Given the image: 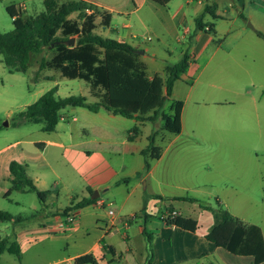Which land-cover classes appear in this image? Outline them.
I'll use <instances>...</instances> for the list:
<instances>
[{
	"label": "rangeland",
	"instance_id": "obj_1",
	"mask_svg": "<svg viewBox=\"0 0 264 264\" xmlns=\"http://www.w3.org/2000/svg\"><path fill=\"white\" fill-rule=\"evenodd\" d=\"M217 3L219 10V0ZM44 10L45 6L42 9L40 7L38 13ZM29 12L34 14L33 11ZM198 14L194 6L187 8V25L156 28L158 36L150 34L151 40H144L149 50H142L146 55L141 56V60L148 64L147 72L150 76H164L166 68L177 65L181 54L185 52H195L196 61L176 84L174 97L167 100L163 109L167 119L145 123L134 145L144 149L148 138L157 133L156 144L148 156L152 166L158 163L154 175L149 178V183L156 190L172 196L188 195L212 207L216 206L218 198L243 225L255 223L264 230V66L259 65L252 70L247 62L244 68H237L231 59L219 58V51L216 55L213 54L214 49L219 47V34L215 37L212 33H207L206 39H196L195 20ZM205 16L207 21L218 24L219 31V20L207 13ZM244 26L246 27L245 24ZM187 27L190 28V33H185ZM11 30L13 23L6 10V2L0 1V32ZM98 32L105 37L117 38L108 29L99 28ZM52 56L50 48L32 54L26 73H11L0 56V150L14 144L0 151V210L27 219L20 224L0 222V235L8 236L23 251L22 261L6 252L0 257V264H50L59 258L81 252L84 250L82 244L88 246L94 238V231L90 229L88 232L86 228L68 239L65 235L70 229L56 238L43 230L34 236L23 234L25 230L39 229L35 216L40 200L35 193L22 192H13L9 199L5 198L10 184L3 182L8 173L2 166L4 158L18 153L16 156H21L19 158L22 159L19 152L24 144L15 142L27 139L42 126L33 123L15 126V115L54 87H58L57 95L63 98L83 96L88 103L97 101L90 94L89 85L84 80L69 79L59 71L41 68V63L50 61ZM261 63L264 64V61ZM189 91L191 97L184 106L185 96ZM251 95L258 96L260 102L257 106L248 97ZM69 110L79 121L61 122L58 132L64 138L67 151L80 150L82 148L72 147L71 144L79 142L80 136L84 139L93 138V134L83 133L82 129L85 125L91 127L93 121L85 118L78 110ZM6 122L8 126L4 125ZM131 123L135 124L131 120H124L122 124H107V128H111L115 140H120L123 128L125 125H132ZM165 126H170L174 131L164 129ZM71 132L74 133L73 140L67 135ZM168 146L169 150L165 152ZM52 149L53 147L47 148L49 165L43 166L44 180L47 187L58 191V203L65 205L71 201L70 196L81 195L83 177L77 176L69 157H62L64 150L58 148L52 152ZM97 150L96 153L110 154V148L104 149L103 145ZM163 153L165 156L160 159ZM82 160L78 159L80 163ZM210 213L201 216L202 227L197 233L187 234L186 245H189V250L198 252L202 257L201 261L208 264H252L250 258L232 255L205 239L213 226L209 225L208 217H212ZM153 221L157 223L158 219ZM179 231L182 230H178V233ZM138 249L142 251V248ZM162 251L164 253V249ZM148 255L150 256L149 252ZM162 258L153 252L150 262L158 264ZM189 258H186L185 264L198 262ZM145 264H148L147 261Z\"/></svg>",
	"mask_w": 264,
	"mask_h": 264
},
{
	"label": "crops",
	"instance_id": "obj_2",
	"mask_svg": "<svg viewBox=\"0 0 264 264\" xmlns=\"http://www.w3.org/2000/svg\"><path fill=\"white\" fill-rule=\"evenodd\" d=\"M0 1L6 2V8L8 6H14L17 13L21 14L23 17L37 14L38 9L40 7L42 9V7L45 6L44 0ZM84 1L93 3L100 9L111 14V23L108 30L117 37L116 40L125 42L133 46L136 50H145L146 52L149 48L144 40H151V35L157 37L159 32L157 33L156 28L163 27L166 29L176 28L177 25L180 24L183 26L187 25L188 18L186 16V10L194 6L199 12L195 20L196 39H206L207 33H212L215 37L219 34V47L214 49L213 54L216 55L219 51V58L231 59L237 68H244L247 62H249V69L252 70L259 65L261 67L264 66V64L261 63L262 60L264 61V0H229L226 2L219 0V10L217 0H169L165 5H161L154 0ZM38 3L40 5H38ZM37 6H39V8H37ZM209 6L214 8L213 12L217 15V18H214L209 14L212 18L219 20V31L218 24L209 22L205 18L206 9ZM29 11H33L34 14ZM203 15L204 24L207 26L205 30H199L196 21ZM211 24H214V32L210 31ZM190 31V28L187 27L185 33H190ZM225 44L227 45L226 47L223 46ZM228 45L230 48H228ZM185 53L181 54L180 60ZM145 55L146 54H140V56L143 57ZM190 55L188 72L196 61L195 52ZM143 63L146 67L148 66L146 62ZM168 68H166V70ZM166 70L163 76L165 78L167 77ZM155 75L160 74L149 75V77L152 78ZM179 81L175 83L171 97H174V94H176V84ZM240 94L243 95L242 93ZM190 97L191 93L189 91L185 96L184 106L187 105ZM248 97L251 102L254 103V106H257V103L260 102L256 95ZM215 104L221 103L215 102ZM71 110H78L80 114L86 116L85 118H89L93 121L90 124L91 127L86 125L82 126L83 133H88L89 135L93 134V138L84 139L80 136L79 142L71 144L72 147L75 146L82 149H71L67 151L66 145L63 142L64 138L58 132L61 122H67L69 120L73 122L79 121L77 116L71 114L73 112L66 109L55 131L44 132L41 126L39 130L30 134L27 139L15 142L17 144H24L19 152V155H22V159L19 158L21 156H16L17 153L8 155L3 160L2 166L8 171L3 178V182L6 185L10 184V188L9 166L13 160H17L27 166L28 175L33 179L40 190L51 191V195L47 201L44 203L40 202L39 210L35 216L39 229L30 231L25 230L23 234L29 233L34 236L36 233L43 230L56 238L60 236L61 233H66L68 230H59L57 226L53 225L52 221L56 218L58 219L67 207L75 206L84 200L92 199L95 200V202L83 208H73L78 211V221L65 236L67 239L71 238L77 235L81 229L86 228L88 232L90 229L94 231L93 240L88 246L82 244L84 250L81 252L65 258H59L58 261L50 264H75V259L77 257L86 254L93 255L97 259L96 264H145L149 258V255L147 256L149 244L146 238V232L151 236L153 252L160 255V258L163 257L158 264H185L186 258L189 257V260H201L202 257L200 254L198 252L193 253L189 250V245H186L187 234L197 233L202 227L200 221L201 216L208 215L210 211L201 208L198 203L174 200L173 198L175 197L185 196L169 195L161 190H156L149 183V178L154 175L158 165L157 163L155 166H152L148 161V156L150 152H152L156 142L148 156L145 157L143 151L149 144V138L148 144L143 149L134 145L141 133L138 136H134L132 133L135 126L139 125L142 129L145 123L141 124L136 119H128L120 115H115L105 109H101L96 113L81 107L71 108ZM84 110H87L90 114L86 113L87 111ZM71 117L72 119H70ZM124 120H131V122L135 124L133 125L131 123L133 126L125 125L126 127L123 128L124 130L122 132V139L115 140L111 128H107V124H122ZM89 129L92 131H89ZM169 131L172 132L171 130ZM73 134V132L67 134L70 140H73ZM11 145L14 144H10L2 148V150ZM101 145L104 146V149H106V147L110 148V154H106L105 152L96 153V150L98 147H101ZM48 147H53L52 152H55V149L57 150L58 148L64 150L62 157H69L73 169L75 168L78 174L77 176L83 177L80 189L81 195L76 197L70 196L71 201L65 205L58 203V191L56 189H50L49 186L47 187V183L44 180L43 166L49 165V158L47 155ZM169 147L170 146L165 149V152L169 150ZM111 155H113V158H111ZM164 156L165 154L163 153L160 159H162V157L164 158ZM78 159L83 160L80 163ZM114 159H116V162H114ZM146 159L150 165L148 170H145ZM144 183L145 185H143ZM10 188H8V190ZM157 195L163 198L154 197ZM5 198L9 199L10 196H5ZM171 210H177L182 217L196 220L198 222L197 230L192 232L165 223L161 217ZM111 211H113V213H111ZM211 216L212 217H208L210 219L209 225L211 226L213 224L214 226L215 221L213 214ZM233 217L243 225L237 216L233 215ZM155 218L158 219L157 223L153 221ZM22 219L20 223L27 220L24 217H22ZM251 224L243 226L247 227ZM259 226L262 228L261 225ZM178 230L182 231L178 233ZM262 231L264 235L263 228ZM88 235L91 236L90 233H88ZM4 237L9 239L8 236ZM205 239L209 241L207 236ZM106 246L112 247L116 253H110L106 249ZM138 248H142V251L140 252ZM162 249H164V253ZM5 253L1 254L0 257ZM205 255L207 254H204V256ZM241 257L250 258V262L254 264L253 257ZM261 264H264V262Z\"/></svg>",
	"mask_w": 264,
	"mask_h": 264
},
{
	"label": "trees",
	"instance_id": "obj_3",
	"mask_svg": "<svg viewBox=\"0 0 264 264\" xmlns=\"http://www.w3.org/2000/svg\"><path fill=\"white\" fill-rule=\"evenodd\" d=\"M154 1L165 5L169 0ZM44 5L43 12L28 17L18 14L14 6L6 8L12 19L13 30L0 32V56L3 63L11 73H26L31 55L50 48L53 51L52 59L41 63V68L59 71L63 77L69 79L84 80L89 85L90 94L97 101L88 103L83 96L63 98L57 95L58 87H54L35 103L17 113L15 126L24 123L41 124L44 132H53L59 125L63 112L78 107L94 113L105 109L115 115L136 119L141 124L167 119L163 109L173 93L175 83L188 72L191 57L189 53H185L177 65L166 70V78L161 75L151 78L147 73L146 65L141 61V56L136 53L133 46L105 37L98 32L99 28H110V13L84 0H44ZM213 9L207 7L206 13L217 18ZM203 20L204 15L196 21L199 30H205L207 26ZM210 31L214 32V24H211ZM71 38H76L73 47L65 43ZM164 129L174 131L169 126H165ZM132 133L138 136L141 127L135 126ZM156 134L149 138V144L143 151L145 157L154 146ZM149 167L146 159L145 170ZM9 172L11 188L7 191L6 197L11 196L13 192L35 193L41 203L50 197L51 191H42L36 186L28 175L25 164L13 160ZM154 197L163 198L159 195ZM173 199L198 203L201 208L213 214L215 224L207 239L217 247L234 255L251 256L254 264L264 262V235L259 225L251 224L244 227L218 198L215 207L190 196ZM93 202L95 200H84L75 206L67 207L65 212L73 208H83ZM22 220L21 216L0 210V222L20 223ZM167 224L192 232L198 228L196 220L180 215ZM145 234L150 254L147 263L152 264L150 262L153 256L152 240L150 234L147 232ZM106 249L110 253H116L110 246H106ZM5 252L22 260L21 247L15 242H10L7 237L0 236V255ZM96 263L97 259L91 254L75 259V264ZM196 264L208 263L199 260Z\"/></svg>",
	"mask_w": 264,
	"mask_h": 264
},
{
	"label": "built area",
	"instance_id": "obj_4",
	"mask_svg": "<svg viewBox=\"0 0 264 264\" xmlns=\"http://www.w3.org/2000/svg\"><path fill=\"white\" fill-rule=\"evenodd\" d=\"M111 213H113V211H111ZM179 215L180 214L177 210H172L171 212L164 214L161 219L167 223L174 220ZM78 216V211L75 209L69 210L68 212L64 211L58 219H54L52 223L57 226L59 230L66 231L73 228L77 224Z\"/></svg>",
	"mask_w": 264,
	"mask_h": 264
},
{
	"label": "water",
	"instance_id": "obj_5",
	"mask_svg": "<svg viewBox=\"0 0 264 264\" xmlns=\"http://www.w3.org/2000/svg\"><path fill=\"white\" fill-rule=\"evenodd\" d=\"M65 43H66L68 46L73 47V46H75V44H76V38H71V39H69L68 41H66ZM136 53L140 55V54H143L144 52H143V51H140V50H136ZM4 125H5V126H8V123L6 122Z\"/></svg>",
	"mask_w": 264,
	"mask_h": 264
}]
</instances>
